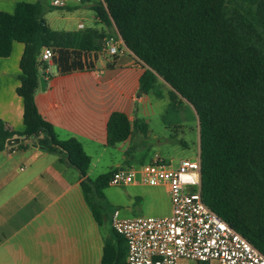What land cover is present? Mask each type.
Segmentation results:
<instances>
[{
    "label": "trees",
    "instance_id": "16d2710c",
    "mask_svg": "<svg viewBox=\"0 0 264 264\" xmlns=\"http://www.w3.org/2000/svg\"><path fill=\"white\" fill-rule=\"evenodd\" d=\"M93 10L101 24L117 30L129 58L145 68L139 96L168 99L167 111L191 110L200 134L204 202L264 254V0H100ZM44 15L41 2L18 3L14 14L0 12V59L11 55L14 42L25 45L17 90L25 131L0 121V152L8 145L21 150L34 145L86 177L92 160L83 145L60 140L37 107L39 70L45 66L39 57L50 47L62 73L88 70L82 56L101 52L108 34L54 31ZM149 132L147 120L131 122L115 112L107 144L115 148ZM111 177L109 172L82 183L99 222ZM117 236L119 245L106 244L101 264L126 262L127 243Z\"/></svg>",
    "mask_w": 264,
    "mask_h": 264
},
{
    "label": "crops",
    "instance_id": "0c3cea01",
    "mask_svg": "<svg viewBox=\"0 0 264 264\" xmlns=\"http://www.w3.org/2000/svg\"><path fill=\"white\" fill-rule=\"evenodd\" d=\"M52 1L0 0V12L14 14L18 3L41 2L52 30L94 29L107 36H113L115 31L121 46L126 47L115 28L112 32L100 23L93 10L100 0H70V6L62 9L54 8ZM104 44L101 52L82 56L88 70L62 73L53 48L54 59L42 62L45 66L40 68L39 77L45 79L47 87L42 90L40 85L36 93L40 114L54 127L60 140H78L92 161L84 177L77 168L61 163L58 155L34 145L24 150L8 145L0 152V264H101L106 244L119 245L112 213L119 210L127 219L151 216L159 201L155 189L164 188L169 195L165 185L109 186L103 190L107 210L102 212L101 222L85 197V180H96L118 168L136 167H129L134 154H128L138 135L115 148L107 144L112 114L124 113L131 122L136 118L149 121L160 115L152 96H139L145 68L129 58L132 53L127 47L124 54L116 57L104 51ZM24 52L25 45L14 42L11 55L0 59V121L16 132L25 131L24 100L17 93ZM122 60L128 63L118 65ZM161 101L167 111L168 99ZM105 161L109 162V170L99 173ZM171 214L170 198L168 213L154 217Z\"/></svg>",
    "mask_w": 264,
    "mask_h": 264
},
{
    "label": "built area",
    "instance_id": "2783aa9c",
    "mask_svg": "<svg viewBox=\"0 0 264 264\" xmlns=\"http://www.w3.org/2000/svg\"><path fill=\"white\" fill-rule=\"evenodd\" d=\"M70 4V0L52 1L59 9ZM126 50L114 38L105 40L104 51L110 56ZM54 57V50L45 47L39 61L51 62ZM136 184L167 186L172 214L127 219L119 210L112 213V227L128 246L124 264H181L183 260L196 264H264V254L204 202L200 156L174 167L157 155L148 164L112 171L109 186Z\"/></svg>",
    "mask_w": 264,
    "mask_h": 264
},
{
    "label": "rangeland",
    "instance_id": "374dc122",
    "mask_svg": "<svg viewBox=\"0 0 264 264\" xmlns=\"http://www.w3.org/2000/svg\"><path fill=\"white\" fill-rule=\"evenodd\" d=\"M110 38L119 41L115 31ZM164 88L167 93L169 86L165 84ZM153 99L156 102L155 105L160 108V115L148 121L150 126L149 136L145 138L138 135L133 143L132 150L135 151H133L134 156L129 162V167H138L141 163L148 164L155 155L161 156L174 167H177L181 160L196 159L199 155V127L198 122L192 118L191 110L184 107L180 112L165 111L163 101L155 97ZM108 166V161L103 162L99 173H105L109 170ZM155 191V196L159 201L154 208V212L150 215L160 216L168 213L170 197L167 191L164 188H157ZM181 264L196 263L183 260Z\"/></svg>",
    "mask_w": 264,
    "mask_h": 264
},
{
    "label": "water",
    "instance_id": "95a60500",
    "mask_svg": "<svg viewBox=\"0 0 264 264\" xmlns=\"http://www.w3.org/2000/svg\"><path fill=\"white\" fill-rule=\"evenodd\" d=\"M40 85H41V89L45 90L47 87V82L45 81L44 78H40ZM19 141V140H18Z\"/></svg>",
    "mask_w": 264,
    "mask_h": 264
}]
</instances>
